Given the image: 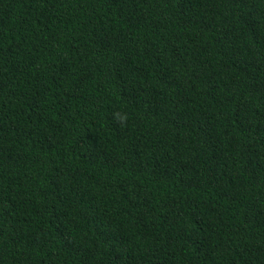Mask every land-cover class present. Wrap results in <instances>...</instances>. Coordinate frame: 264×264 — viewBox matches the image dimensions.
Wrapping results in <instances>:
<instances>
[{
	"label": "trees",
	"instance_id": "16d2710c",
	"mask_svg": "<svg viewBox=\"0 0 264 264\" xmlns=\"http://www.w3.org/2000/svg\"><path fill=\"white\" fill-rule=\"evenodd\" d=\"M0 264H264V0H0Z\"/></svg>",
	"mask_w": 264,
	"mask_h": 264
}]
</instances>
